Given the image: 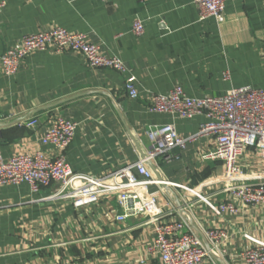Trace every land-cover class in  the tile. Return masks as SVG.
Returning <instances> with one entry per match:
<instances>
[{
  "label": "crops",
  "instance_id": "0c3cea01",
  "mask_svg": "<svg viewBox=\"0 0 264 264\" xmlns=\"http://www.w3.org/2000/svg\"><path fill=\"white\" fill-rule=\"evenodd\" d=\"M0 15V56L22 36L60 26L88 33L101 52L118 55L127 72L93 69L75 53L34 52L13 78L0 67V155L54 153L41 146L52 115L80 122L65 160L73 172L100 176L144 159L151 146L146 131L172 123L183 138L197 134L202 117L191 120L149 113V93L167 94L180 85L191 97L223 96L251 86L264 90V0H229L224 21L199 20L193 0H5ZM141 20L144 32L132 33ZM228 72V79L222 72ZM132 75L138 97H127L124 79ZM35 118L33 128L23 125ZM212 138L198 137L179 159L147 162L155 177L186 185L206 202L171 186L150 187L158 206L183 218L208 250L203 264H244L240 250L248 233L264 242V208H241L226 219L210 207L225 195L221 162L206 156ZM235 182L264 183V162L254 150L238 160ZM56 187L32 192L26 184L0 188V264H134L152 239L147 216L116 223L114 198L77 208L55 195ZM226 234L220 249L210 248L204 231ZM225 252L222 253L221 251ZM146 264H162L150 258Z\"/></svg>",
  "mask_w": 264,
  "mask_h": 264
},
{
  "label": "built area",
  "instance_id": "2783aa9c",
  "mask_svg": "<svg viewBox=\"0 0 264 264\" xmlns=\"http://www.w3.org/2000/svg\"><path fill=\"white\" fill-rule=\"evenodd\" d=\"M105 3L107 0H100ZM229 0H193L200 21L212 18L216 23L224 21L226 3ZM5 0H0V15L5 8ZM141 20L132 24V33L142 35ZM34 52L54 54L75 53L81 55L87 66L93 69H110L125 74L127 68L118 55L105 54L90 40L89 34L74 32L60 26L45 31L22 36L11 48L0 56L1 71L6 78H13L23 61ZM228 79V72H222ZM124 91L128 98L138 97L135 77L124 79ZM149 113L166 114L171 118L191 120L202 117L197 134L187 138L179 136L172 123L154 125L146 131L150 150L144 159L127 164L122 168L100 176L73 172L65 160V150L71 144L80 122L52 115L43 134L39 138L41 146L49 147L52 156L42 151L33 154L19 152L9 158L0 155V188L6 185L26 184L32 192L41 188L56 187L54 197L71 203L73 207H91L99 204L101 198H114L118 214L116 223L129 218L147 216L151 226L152 239L145 248V256L134 264H146L150 258H157L162 264H203L208 250L200 238L187 229L183 218H176L166 209L158 206L156 197L149 193L150 187L171 186L180 189L199 201H207L211 196L202 197L182 184L166 182L154 176L147 162L162 158L166 162L179 159L174 149L182 150L188 142L198 137L212 138L214 149L206 156L221 162L224 170V187L220 194L225 197L216 203L209 201L213 210L226 219L236 217L241 208H264V183L235 182L241 175L238 160L246 150L252 149L264 162V90L244 86L230 90L223 96L191 97L180 85H175L167 94L149 93ZM38 124L35 118L23 125L33 128ZM211 249H220L226 234L219 228L204 231ZM247 242L239 252L244 264H264V242L243 233ZM222 253L225 251L222 250Z\"/></svg>",
  "mask_w": 264,
  "mask_h": 264
}]
</instances>
